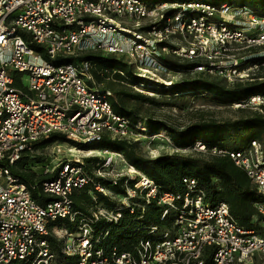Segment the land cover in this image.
<instances>
[{
	"label": "built area",
	"instance_id": "2783aa9c",
	"mask_svg": "<svg viewBox=\"0 0 264 264\" xmlns=\"http://www.w3.org/2000/svg\"><path fill=\"white\" fill-rule=\"evenodd\" d=\"M143 20L148 23L143 25ZM173 39L180 44L171 45ZM251 48L264 50V15L226 1L0 0V264H56L49 246L53 235L63 255L77 256L74 264H205L206 249L211 250L212 264H252L255 254H264V200L255 203L260 232L246 229L231 216L226 202H204L195 179L184 177L181 192H158L153 180L129 163L125 169L115 167L126 163L119 151L91 149L102 157L92 169L94 176L111 183L126 177L121 194L93 182L80 158L45 170L52 176L41 183V190L55 199L43 204L13 173L23 155L35 152L33 143L51 132L77 143L95 142L103 135L134 142L147 133L140 121L113 111L111 91L87 83L92 80L88 61L57 62V57L84 51L115 54L136 75L154 80L169 70L163 59L171 51L178 60L194 63L189 71L233 84L253 79L250 70L259 65L242 66L237 56ZM263 101L255 94L234 105ZM193 148L228 154L264 197V148L259 140L239 150H206L201 142ZM128 180H134L132 186ZM89 183L111 200L118 199V205L95 207L87 218L79 215L71 193ZM139 196L163 206L161 218L168 210H178L172 227L150 226L132 250L113 248L105 254L98 242L106 231L94 234L91 224L99 219L116 222L123 206L131 212L134 205L141 206L132 201ZM77 215L70 231L60 222L53 224L63 218L74 221Z\"/></svg>",
	"mask_w": 264,
	"mask_h": 264
},
{
	"label": "trees",
	"instance_id": "16d2710c",
	"mask_svg": "<svg viewBox=\"0 0 264 264\" xmlns=\"http://www.w3.org/2000/svg\"><path fill=\"white\" fill-rule=\"evenodd\" d=\"M149 4L161 1H191V0H142ZM210 3H221L223 1L244 5L253 9L257 14L264 15V0H198ZM167 13V12H166ZM38 49V46L34 45ZM254 49V48H251ZM86 60L90 63L89 73L92 80L87 83L96 86L101 90L116 92V86L129 84L148 87L151 82L148 78L138 76L134 73L133 67L124 57L115 54H104L100 51H84L78 54H67L65 57H57V62L78 63ZM171 69L189 71L193 62H177L175 59H163ZM250 63H264V57L253 58ZM262 77V76H261ZM217 77H211L199 73L190 79L182 80L172 86L164 87V94L170 97H177L185 93H203L211 101L221 103H236L245 100L251 95L260 94L264 99V77L260 79L246 80L233 84H226ZM102 85V86H101ZM112 97V109L115 113L123 115L133 122L140 121L147 129V133H156L165 130L167 136L172 141L175 148L193 147L196 142H201L206 150L212 147L226 150H239L244 148L251 140L257 139L264 132V101L250 115L240 116L235 119L215 120L199 119L185 126L177 128L166 124L160 120L139 118L133 110L126 109ZM146 101L154 103V98L145 97ZM258 140V139H257ZM52 142L69 143L82 149L108 148L121 152L128 163L153 180L158 188V192L171 191L181 192L185 189L182 181L184 177L193 178L197 187L203 193L204 202L213 205L218 201H224L228 205L231 216L246 229H253L260 232V217L256 211L255 203L264 200V197L257 194L255 187L250 183L245 172L237 167L228 154H207L201 156L203 152L197 151L200 155L183 154L179 151L161 153L155 157H146L138 153L134 142L111 139L103 135L100 140L90 143H77L68 140L60 132H51L47 137H42L33 143V148H42ZM29 155H23L16 163L13 172L19 180L26 183L31 189V194L35 200L43 204L55 199L54 196L44 193L41 190V183L49 179L52 173L37 174L34 170L26 168L25 163ZM97 158L86 157L83 169L88 173L93 182H99L113 193H124L125 176L120 177L116 183H111L101 177L94 176L93 167L97 163ZM59 168V167H58ZM57 168V169H58ZM134 180H128L132 186ZM34 186V187H31ZM73 210L83 217H90L91 211L95 209L97 202H102L104 207L113 208L114 202L107 196L96 191L93 183L77 188L71 193ZM141 206L134 205L133 211L127 207L121 208V217L116 222H106L99 219L91 224L94 234H99L105 230L104 235L98 242L106 254L113 248L118 252L132 250L139 238L146 235L150 226L158 229L171 228L173 219L178 210H168L167 214L161 218L163 206L157 205L154 198L145 202L142 196L132 199ZM94 208L92 209V207ZM92 209V210H91ZM79 216L74 221L68 219H57L53 222L61 223L67 230H71ZM59 241L49 236V246L52 252L56 253L61 264H74L77 256H65L60 252ZM255 256V255H254ZM205 264H212L211 250L204 252Z\"/></svg>",
	"mask_w": 264,
	"mask_h": 264
},
{
	"label": "rangeland",
	"instance_id": "374dc122",
	"mask_svg": "<svg viewBox=\"0 0 264 264\" xmlns=\"http://www.w3.org/2000/svg\"><path fill=\"white\" fill-rule=\"evenodd\" d=\"M147 20H143L142 24H147ZM175 44V45H174ZM180 41L174 40L171 45L178 46ZM165 52V51H164ZM239 58H242V66L248 65L249 60L253 58L264 57V50L259 48L251 49L250 51L241 50L237 53ZM166 58L175 59L177 62H182L178 60L173 53L166 54ZM253 64V63H251ZM160 72L157 78L150 80L151 82L147 85L148 87H141L139 85H129L125 84L123 86L117 85L116 92H111L113 98L123 105L126 109L133 110V112L142 119H155L160 120L166 124L173 125L177 128L185 126L191 122L197 121L199 119H215V120H225V119H235L240 116L250 115L254 110H258L259 104H252L249 106L234 105L235 103H221L216 101H211L203 93L189 92L182 94L177 97H170L164 94V87L172 86L173 84L180 82L182 80L190 79L197 76L199 73L196 71H183L180 69H170ZM250 75L254 76V79H260L264 77V65H260L256 68L250 70ZM262 76V77H261ZM223 82L222 78L217 77ZM25 82H27L25 80ZM102 86V85H101ZM150 96L154 98V103L146 101L145 97ZM110 103H112V97H108ZM238 104V102H236ZM264 148V132L257 137ZM59 143V142H58ZM135 147L138 153L146 157H155L161 153H170L173 151H179L183 154L200 155L197 150L193 147L186 148H175L172 141L166 134L165 130H159L156 133H146L145 136L140 137L134 141ZM69 147H76L81 149L83 153H70L68 152ZM87 149L79 148L75 145L69 143H59L54 144V142L48 144L43 148H38L27 157L25 163L26 168L34 170L37 174H44L45 170L50 171L52 168H56L62 162H74V159L80 158L85 164L86 157H95L97 160L102 158L101 155L93 152L87 153ZM207 155L203 152L201 156ZM126 163H118V169L127 168L128 161L124 156ZM115 161H119L116 158ZM54 172V171H53ZM136 172H139L136 169ZM133 174V173H132ZM112 205L116 206L119 203L118 199H113ZM96 207H104L102 202H97ZM94 206L92 207V209ZM91 209V210H92ZM50 237H54L50 236ZM59 241L58 237H54ZM54 261L56 264H61L60 259L57 254L54 253ZM252 264H264V254H255L252 259Z\"/></svg>",
	"mask_w": 264,
	"mask_h": 264
},
{
	"label": "bare ground",
	"instance_id": "6f19581e",
	"mask_svg": "<svg viewBox=\"0 0 264 264\" xmlns=\"http://www.w3.org/2000/svg\"><path fill=\"white\" fill-rule=\"evenodd\" d=\"M68 152H70L72 154L73 153H83V151L81 149H78L76 147H69ZM93 152H96V151L90 149L89 152H87V153L89 154V153H93ZM131 170H133V169H131Z\"/></svg>",
	"mask_w": 264,
	"mask_h": 264
}]
</instances>
